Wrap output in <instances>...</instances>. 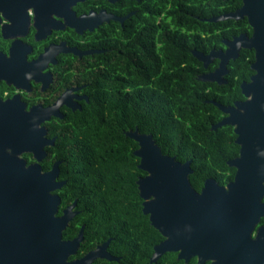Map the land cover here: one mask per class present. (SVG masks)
<instances>
[{
	"label": "flooded vegetation",
	"instance_id": "obj_1",
	"mask_svg": "<svg viewBox=\"0 0 264 264\" xmlns=\"http://www.w3.org/2000/svg\"><path fill=\"white\" fill-rule=\"evenodd\" d=\"M174 2L0 0V190L3 191H0V215L3 216L0 219V264H53L46 255L47 251L31 248L35 243L28 242L27 234L21 239L20 225L12 215L15 205L6 198L11 195L10 185L14 182L16 168L23 163L26 168L39 164L42 172L47 173L55 163L60 162L57 181L67 182L60 178L63 160L58 158L57 149L59 137L61 150L67 147L69 119L73 114L83 111L86 103L91 102V93L101 72L108 68L115 76L116 68H119L117 63L121 64L124 59L127 67H130L133 57L146 53L148 47L159 51L161 55L165 29L175 30L177 26L175 17L178 12L173 8ZM190 15L193 18L199 17ZM200 19L208 21L210 18ZM167 36L173 37L175 33ZM225 40L230 39H224L223 43ZM139 48H143L144 53L139 52ZM221 49L225 50L226 45L212 50ZM212 50L205 53L194 48L192 52L200 51L208 55ZM216 61L218 65L214 69L200 73L198 78L213 73L220 64L219 58L207 67L201 61L206 69ZM229 73L230 70L225 75L226 83H213L228 84ZM251 77L240 84L242 98L234 99L225 106H234L247 99L243 83L250 82ZM150 84L154 86L156 83ZM207 101L218 102L215 99ZM223 114L222 119L227 116ZM31 148L43 149L45 155L42 160H38ZM232 181L234 179L226 184L218 182L227 186ZM61 188L54 193L58 194ZM71 204L63 207L61 198L59 212L62 210L58 215H63ZM143 205L144 199L142 213L150 220ZM74 210L79 213L69 222L63 239H76L83 227L84 239L76 251L67 255L59 264H220L214 257H199L192 250H183L176 242L172 249L163 251L153 260L155 247L167 241L168 237L152 224L158 234L151 255H148L146 247L147 234L139 232L147 230L145 225L133 226L134 232L128 233L130 241L125 245L115 242L114 236L100 242L87 241L85 224H81L78 230L74 225L82 210L77 207ZM257 215L251 234L255 240L259 236L262 239V242L261 239L257 242L261 246L258 254L256 251L258 258L252 256L254 249H251V257L239 259L235 264H264V196L258 205ZM69 227L72 232H69ZM191 237L189 235L187 239ZM188 245L191 247L194 242L189 241Z\"/></svg>",
	"mask_w": 264,
	"mask_h": 264
},
{
	"label": "trees",
	"instance_id": "obj_2",
	"mask_svg": "<svg viewBox=\"0 0 264 264\" xmlns=\"http://www.w3.org/2000/svg\"><path fill=\"white\" fill-rule=\"evenodd\" d=\"M242 5L243 0H175L177 26L165 29L161 55L151 47L146 53L139 48L144 54L134 56L130 67L123 59L117 63L115 76L108 68L101 72L91 102L69 119L67 147L61 150L59 137L57 149L63 160L60 178L67 184L57 192L63 207L77 200L82 212L74 225L78 230L85 224L87 241L114 236L115 242L125 245L130 241L128 233L134 232L132 227L145 225L147 230L139 232L148 236V255L157 242V230L142 213L137 181L147 172L139 168L140 158L135 154L139 143L126 135L130 130L152 133L164 154L183 163L190 160L194 170L190 180L198 191L208 178L221 184L235 178L236 168L229 165L240 154L234 126L212 129L224 114L207 100L226 105L242 98L240 84L255 74V50L242 49L228 65V84L218 85L198 78L218 61L206 69L192 49L208 53L223 48L226 38L251 36L247 17L218 22L200 19L236 11ZM171 33L175 36L168 37Z\"/></svg>",
	"mask_w": 264,
	"mask_h": 264
},
{
	"label": "water",
	"instance_id": "obj_3",
	"mask_svg": "<svg viewBox=\"0 0 264 264\" xmlns=\"http://www.w3.org/2000/svg\"><path fill=\"white\" fill-rule=\"evenodd\" d=\"M245 17L253 29L251 36L243 33L225 40V50H212L208 55L194 51L206 67L214 59H220L219 67L213 73L201 75L199 79L226 83L230 61L237 59L242 49L255 50L252 64L255 74L250 82L243 83L247 99L234 106L212 101L227 114L212 129L234 126L236 143L240 145L239 156L229 161V165L236 168L234 181L222 186L216 179L208 178L199 192L190 180L194 172L190 160L183 163L175 156L164 154L152 133H141L138 128L126 132L139 143L135 154L140 158L139 168L147 172L137 181L140 196L144 199L143 210L150 215L151 224L168 237L155 247L153 260L163 251L172 249L175 242L183 250H192L199 257H214L220 264H235L239 259L249 258L251 249H254L252 256L257 257L256 251L257 254L260 252L261 246L257 242L261 238L255 240L251 233L258 217V205L264 196V0H243L241 8L211 17L208 21ZM30 150L38 160L45 155L42 148ZM16 169L18 173L16 171L10 185L11 195L6 198L15 205L12 215L20 225L21 239L27 234L28 242L37 245L31 248L47 251L52 263L59 264L76 251L84 239V227L76 239H63L69 222L79 212L74 210L78 205L75 200L63 215H58L61 197L54 191L67 183L57 181L60 162L47 173L42 172L39 164L26 168L23 163ZM0 191L3 193L2 189ZM2 217L0 215V219ZM189 235L192 237L187 239ZM189 241L194 245L189 247Z\"/></svg>",
	"mask_w": 264,
	"mask_h": 264
}]
</instances>
